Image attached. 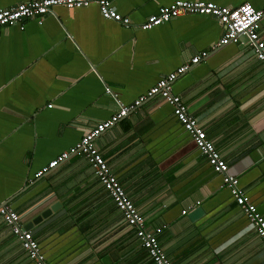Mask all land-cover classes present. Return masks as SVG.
I'll return each instance as SVG.
<instances>
[{
  "label": "crops",
  "instance_id": "obj_1",
  "mask_svg": "<svg viewBox=\"0 0 264 264\" xmlns=\"http://www.w3.org/2000/svg\"><path fill=\"white\" fill-rule=\"evenodd\" d=\"M22 1L0 0V8ZM173 1L114 0L130 26L104 18L91 4L57 6L42 22L25 20L23 29L0 27V205L21 215L53 264H155L87 158L75 154L41 177L35 173L121 103L131 104L203 50L211 51L173 81L172 91L264 216V67L245 35L212 50L223 35L212 15L182 14L140 27ZM260 34L264 38V17ZM95 144L146 229L161 227L157 238L174 264H264L261 237L160 95L143 101ZM0 264H35L1 215Z\"/></svg>",
  "mask_w": 264,
  "mask_h": 264
},
{
  "label": "built area",
  "instance_id": "obj_2",
  "mask_svg": "<svg viewBox=\"0 0 264 264\" xmlns=\"http://www.w3.org/2000/svg\"><path fill=\"white\" fill-rule=\"evenodd\" d=\"M113 2L114 0L22 1L9 7L0 8V27L19 24L20 28L23 29L25 20L36 18L39 22H42L44 16L52 13L57 6L79 8L91 4L99 6L104 18L113 19L125 26H130L132 23L131 18L118 12ZM190 13L212 15L223 26V35L217 42L212 44V50L229 43L238 42L241 36L245 35L248 44L252 47L264 67V38L260 34L261 20L264 17V5L257 8L249 2L239 6H227L205 0H174L170 4L161 5L156 13L150 14L140 24V27L150 29L179 15ZM210 51H201L193 56L189 62L180 65L175 71L162 76L145 94L135 99L131 104L121 103L119 109L109 118L99 121L89 128L79 142L61 152L35 173L36 178L41 177L75 154L87 158L97 178L109 193L117 208L122 212L127 224L135 228L141 240V245L148 251L155 264H174L157 238V232L161 231V227L156 228L154 231L146 229L143 214L110 168L104 154L96 146L95 140L104 131L127 117L132 110H135L147 98L156 95H160L172 106L175 116L192 136L201 152L207 156L210 165L216 172L222 174L223 184L229 188L236 202L246 213L257 234L264 242V216L259 212L257 205L249 199L245 191L240 187L238 177L232 173L229 164L222 157L215 143L208 137L204 127L189 111L181 96L172 91L173 81L201 59L206 58ZM106 91L112 93L109 87L106 88ZM114 96L116 97V95ZM183 212H186V210H183ZM0 215L6 224L10 226L12 232L20 240L23 248L27 251L30 258L34 260L35 264H53L42 251L32 230L23 227L21 215L16 210L8 205H0Z\"/></svg>",
  "mask_w": 264,
  "mask_h": 264
},
{
  "label": "water",
  "instance_id": "obj_3",
  "mask_svg": "<svg viewBox=\"0 0 264 264\" xmlns=\"http://www.w3.org/2000/svg\"><path fill=\"white\" fill-rule=\"evenodd\" d=\"M60 203H57V206L59 205ZM56 209V204L55 205H52L50 206V208L44 212H41L40 215H38L36 218H34L30 223L29 225L32 226V224L36 223L39 219L43 218V217H46V215L48 213H50L51 211H54ZM32 223V224H31Z\"/></svg>",
  "mask_w": 264,
  "mask_h": 264
}]
</instances>
